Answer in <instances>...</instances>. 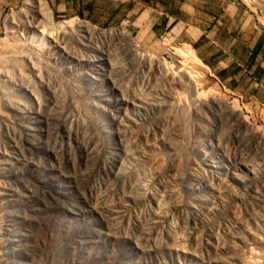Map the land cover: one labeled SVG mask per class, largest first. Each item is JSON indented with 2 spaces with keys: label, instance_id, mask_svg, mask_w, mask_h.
<instances>
[{
  "label": "rangeland",
  "instance_id": "1",
  "mask_svg": "<svg viewBox=\"0 0 264 264\" xmlns=\"http://www.w3.org/2000/svg\"><path fill=\"white\" fill-rule=\"evenodd\" d=\"M44 1L55 23L125 29L132 44L38 43L31 23L41 15L28 0L5 14L0 264H264V48L222 79L165 25L139 22L134 2L104 14L98 0L91 22ZM236 1L264 31V0ZM184 47L198 102L171 79L184 73ZM172 88L182 97L174 110L162 99Z\"/></svg>",
  "mask_w": 264,
  "mask_h": 264
},
{
  "label": "crops",
  "instance_id": "2",
  "mask_svg": "<svg viewBox=\"0 0 264 264\" xmlns=\"http://www.w3.org/2000/svg\"><path fill=\"white\" fill-rule=\"evenodd\" d=\"M24 1L0 0V35L5 14ZM47 1L56 15H74L96 22L98 0ZM99 1H104V14L112 8L113 1L134 2L132 7L138 6V11L141 10L139 22L149 30L165 25V30L170 29L176 39L189 43L200 62L222 79L233 77L229 76L234 73V66L238 72L245 71L241 68L247 59L257 56L264 48L263 28L252 23V14L236 0H156L151 6L141 0ZM136 13L129 10L127 16Z\"/></svg>",
  "mask_w": 264,
  "mask_h": 264
},
{
  "label": "bare ground",
  "instance_id": "3",
  "mask_svg": "<svg viewBox=\"0 0 264 264\" xmlns=\"http://www.w3.org/2000/svg\"><path fill=\"white\" fill-rule=\"evenodd\" d=\"M28 1H29L28 6L31 7V8H33V7L37 8L40 11L39 13L41 15L40 20L38 22H35L36 24L33 25V23H31L32 24L31 30H33L34 34L37 36V40H35L34 36L32 37V40L37 41L38 43L43 42L45 39H47L49 41L50 39L53 40V37L67 36V35H73L74 37L75 36H77V37H79V36L81 37L82 36L84 38H86V37L88 38V37L91 36V38L93 37L94 39L98 40L99 42L104 43V45H106L108 43L107 40H110L111 38L118 37V39H119V37H120L123 40H125L126 42H128L130 40V38H131V37H129L127 32L124 31L125 29H123V30H121V29L101 30V29L92 28L90 24L85 23V22H80V21H77L75 19H71L69 21H63V22L55 23L53 21V19H52V15H51L50 10L46 7V4H45L44 0H28ZM36 16H37V14H36ZM28 28H29V26H28ZM130 41H132V40H130ZM129 42L126 45H129V44L131 45L132 44V43H129ZM122 46H124V45H122ZM132 47H133V45H132ZM132 47H129L130 50L135 48L136 46L133 47V48ZM96 49H98V48H96ZM136 49H134V51ZM98 50L100 51L102 57L106 56V54H107L106 51H101V49H98ZM126 50H127V48H126ZM178 53L181 56H183V59H184V63H185L184 64L185 68L183 69L184 73H182L177 78L171 77V79H172L173 82H176L175 85L177 84V85L180 86V88L186 89V90H188L191 93L192 101L198 102L200 99H202V96L204 94L200 90V83H199L200 81H199V77H198L199 74L196 76L197 72H194L191 69V67L189 66V63H191V62H193L195 60L194 54L192 53V51L190 49H188V47L187 48L184 47V49H180ZM165 72H167V71H165ZM124 74H126V73H124ZM176 90L173 91V88H172V93L169 96H167L166 98L165 97L162 98V99H165L166 105L171 107L170 109H172V108L175 109V107L178 106L177 104H178L179 101L181 103V100H180L182 98V97H180L181 93L179 94ZM162 99L158 98V97H154V98L151 99V101L154 102V103L155 102L157 103L158 101H161ZM174 109H172V110H174ZM230 109H231V112L236 111V105H232L231 104L230 105ZM121 114H122V112H121ZM123 117H124V114H123ZM243 121H245V119L244 120L239 119L240 123L243 122ZM245 125H244L245 131L250 132L251 131V127H249V125H247V126H245ZM255 131H257V133H258V130H256V129L252 133H254ZM257 138H258V140H261V144L264 145V136H262V134L261 135L259 134V136ZM154 139L156 140V137H153V140ZM139 155H141V157H143L144 160L148 159L147 157L144 156L145 155L144 153L139 154ZM246 167H247V170H248V166H246ZM142 186L146 190H148V185L147 184L146 185L144 184ZM168 188L170 190V187H168ZM170 191L172 192L174 190H170ZM177 204H175L176 205L175 208L179 209L180 206L177 205Z\"/></svg>",
  "mask_w": 264,
  "mask_h": 264
}]
</instances>
